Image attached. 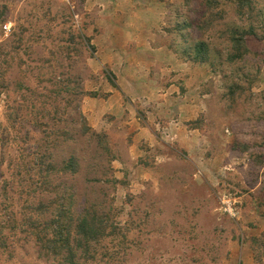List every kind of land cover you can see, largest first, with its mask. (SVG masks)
Segmentation results:
<instances>
[{"label":"rangeland","instance_id":"374dc122","mask_svg":"<svg viewBox=\"0 0 264 264\" xmlns=\"http://www.w3.org/2000/svg\"><path fill=\"white\" fill-rule=\"evenodd\" d=\"M253 6L249 12L237 0H0V264H52L39 247L59 210L73 215L90 205L118 233L89 264H264V0ZM144 11L155 44L172 61L163 53L141 70L157 86L174 83L200 96L203 112L185 118L202 145L149 143L144 136L132 145L137 124H144L137 106L138 122L120 112L106 130L83 113L84 100L117 90L98 48L106 40L123 43L114 29H125L127 43ZM250 29L247 52L229 60L230 32ZM198 43L205 51L196 55ZM60 89L61 97L45 98ZM76 105L104 135L102 166L95 172L84 163L75 177L48 173L46 163L72 153L92 158L78 150L81 141L74 152L57 133L71 131ZM35 122L47 124L44 133ZM222 199L236 201L235 217L220 210Z\"/></svg>","mask_w":264,"mask_h":264},{"label":"crops","instance_id":"0c3cea01","mask_svg":"<svg viewBox=\"0 0 264 264\" xmlns=\"http://www.w3.org/2000/svg\"><path fill=\"white\" fill-rule=\"evenodd\" d=\"M116 12L114 9L110 11V14L116 15ZM151 12L153 18L158 22L161 17L158 13H154V10ZM143 14L142 17L137 14V17L143 21L132 28L135 32L131 39L127 40V43L124 42L123 31L125 29H114L112 33L121 32L120 38H123V43L106 40L98 48L102 64L108 66L116 78L117 90L109 92L106 99L84 100L86 105L83 103V113L91 123L95 122L92 124L96 128L106 130L109 124H117V119L112 121L111 118L115 115L118 116L120 112L128 113L131 123L138 122L134 116V113L136 115L134 109L137 106L143 115L144 124H137L135 130L138 132L132 145H135L143 136L149 143L160 139L184 147L185 143L202 145L204 137L198 130L187 128L189 120L203 112L200 96L194 97L190 90L180 92L175 88L174 83L164 88L157 86L156 80L154 81L148 73L145 74L144 70H141L148 64H157L158 56L163 53L166 55L167 62L172 61L170 53L165 52V49L158 43L155 44L153 40L154 29L149 27L152 23V20L149 19L150 14L148 13V16L146 11ZM123 97L127 102L123 101ZM128 104L133 110L129 108ZM189 113H191V119H186L185 115H189ZM167 114H173L174 118L167 119ZM164 120L168 121V125H165ZM159 130H161V134H163V130H167L165 132L168 134L160 135L157 138L155 132L159 133Z\"/></svg>","mask_w":264,"mask_h":264},{"label":"trees","instance_id":"16d2710c","mask_svg":"<svg viewBox=\"0 0 264 264\" xmlns=\"http://www.w3.org/2000/svg\"><path fill=\"white\" fill-rule=\"evenodd\" d=\"M239 8L244 10L248 8L249 12L254 10L253 0H237ZM249 33L247 31L238 32L233 30L230 32V55L229 60H240L243 54L247 52L245 45V37ZM203 44L198 43L195 46V54H203ZM206 58H202L200 62H206ZM51 92V91H50ZM47 92L45 98H57L62 96L63 89L59 93ZM76 93V96L83 93ZM50 93V95H49ZM68 105L70 102L68 101ZM73 111L76 114L70 115L69 122L72 125L71 131L62 130L59 136L64 137V142H71L68 148L77 152V144L82 142L83 146L79 148L81 154L91 152L92 158L87 160L84 157L80 158L75 154H71L68 158L55 163L49 161L45 165V171L48 173H62L63 175L77 176L85 163L90 170L95 172L102 166V159L104 156V147L102 146L104 135L95 133L87 124L84 116L79 111V106H75ZM52 120L54 118H51ZM62 122V119H56L55 123ZM68 122V121H66ZM35 126L41 132L44 131L46 123H36ZM62 142V143H64ZM57 143L55 146H58ZM45 158V157H44ZM51 188H55L50 185ZM45 189L44 191H46ZM50 189H48L49 192ZM95 207H85L80 213H67V210H59L56 220L50 224V237L40 244L39 255L52 264H89V260H96L95 251L98 247L103 246L105 241L110 244L116 240L118 228L116 226L108 225L102 215L98 214ZM67 219V220H66ZM66 220V221H65ZM80 254L78 255V253Z\"/></svg>","mask_w":264,"mask_h":264},{"label":"built area","instance_id":"2783aa9c","mask_svg":"<svg viewBox=\"0 0 264 264\" xmlns=\"http://www.w3.org/2000/svg\"><path fill=\"white\" fill-rule=\"evenodd\" d=\"M235 204L236 201H230V200H221V207L220 210H222L223 212H225L227 215L231 216V217H235L236 216V209H235Z\"/></svg>","mask_w":264,"mask_h":264}]
</instances>
